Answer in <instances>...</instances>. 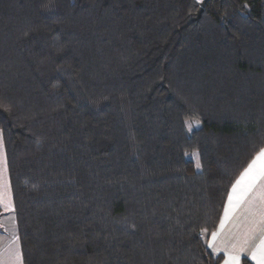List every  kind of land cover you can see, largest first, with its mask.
<instances>
[{"label": "trees", "instance_id": "obj_1", "mask_svg": "<svg viewBox=\"0 0 264 264\" xmlns=\"http://www.w3.org/2000/svg\"><path fill=\"white\" fill-rule=\"evenodd\" d=\"M0 132L22 264H220L264 0H0Z\"/></svg>", "mask_w": 264, "mask_h": 264}, {"label": "crops", "instance_id": "obj_2", "mask_svg": "<svg viewBox=\"0 0 264 264\" xmlns=\"http://www.w3.org/2000/svg\"><path fill=\"white\" fill-rule=\"evenodd\" d=\"M258 154L253 158V161ZM253 161L249 165H251ZM249 165L236 179L228 193V198L224 204V210L221 215V221L214 232L216 234V240H212L213 234L208 240L209 244L213 245V247H209L210 250L222 256L220 264H230V256L235 255L233 250L234 246L238 248L243 245L244 238L252 227L250 221L253 205L259 204L258 198L261 193L264 192V180H261L257 183L256 188L245 197L243 202L237 203V200L234 198L232 203H229V196L233 195L232 189L234 185L237 180L241 178L246 169H248ZM0 175L3 177V182L10 186L8 199H10L14 208L1 132ZM241 187H243V185ZM237 196H239V193H237ZM5 202L7 203L8 200ZM222 223L223 227H221ZM262 238H264V236H262L260 232L255 233L245 250L239 253V264H242V261L246 259L256 264V262L251 259V252L254 250V247L260 243ZM0 264H22L15 213L14 211H6L2 207H0ZM231 264H234V261H231Z\"/></svg>", "mask_w": 264, "mask_h": 264}, {"label": "snow or ice", "instance_id": "obj_3", "mask_svg": "<svg viewBox=\"0 0 264 264\" xmlns=\"http://www.w3.org/2000/svg\"><path fill=\"white\" fill-rule=\"evenodd\" d=\"M261 180H264V150L259 152L253 163L249 165L241 178L237 180L232 189L233 195L229 196V203L231 204L234 198L237 200V203L243 202L245 197L256 188L257 183ZM242 185L243 187H241ZM9 192L10 186L3 182V177L0 175V207L4 208L6 211H14L11 201L8 199ZM237 193H239V196H237ZM6 200H8L7 203L5 202ZM258 200L259 204L253 205V210L251 211L250 222L252 227L245 236L243 245L238 248L234 246L233 250L235 255L230 256V264L231 261H234V264H239V253L245 250L255 233L260 232L262 236H264V192L261 193ZM221 227H223V223ZM212 240H216L215 233L212 235ZM209 247H213V245L209 244ZM251 259H253L256 264H264V238L254 247V250L251 252Z\"/></svg>", "mask_w": 264, "mask_h": 264}, {"label": "rangeland", "instance_id": "obj_4", "mask_svg": "<svg viewBox=\"0 0 264 264\" xmlns=\"http://www.w3.org/2000/svg\"><path fill=\"white\" fill-rule=\"evenodd\" d=\"M204 0H198V2L200 3V2H203ZM197 125H199L198 124V122H196V121H188L187 123H186V127H187V130L189 131V132H191L192 130H194L195 128H197L198 126ZM194 157V156H193ZM194 159H196V158H194Z\"/></svg>", "mask_w": 264, "mask_h": 264}, {"label": "water", "instance_id": "obj_5", "mask_svg": "<svg viewBox=\"0 0 264 264\" xmlns=\"http://www.w3.org/2000/svg\"><path fill=\"white\" fill-rule=\"evenodd\" d=\"M202 12H203V11H202V8H201V9H198V13H197V15H196L195 21H197V20L200 19Z\"/></svg>", "mask_w": 264, "mask_h": 264}]
</instances>
